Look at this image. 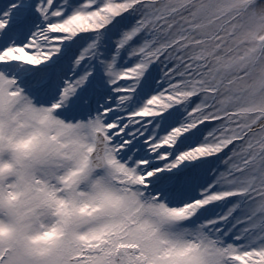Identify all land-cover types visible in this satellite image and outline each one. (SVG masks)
Wrapping results in <instances>:
<instances>
[{
    "label": "snow or ice",
    "instance_id": "snow-or-ice-1",
    "mask_svg": "<svg viewBox=\"0 0 264 264\" xmlns=\"http://www.w3.org/2000/svg\"><path fill=\"white\" fill-rule=\"evenodd\" d=\"M0 264H264V0H0Z\"/></svg>",
    "mask_w": 264,
    "mask_h": 264
}]
</instances>
